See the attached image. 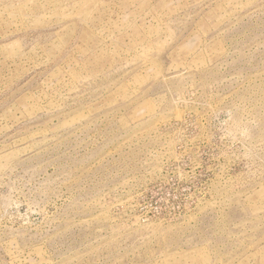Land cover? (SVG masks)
Returning <instances> with one entry per match:
<instances>
[{
  "label": "rangeland",
  "instance_id": "rangeland-1",
  "mask_svg": "<svg viewBox=\"0 0 264 264\" xmlns=\"http://www.w3.org/2000/svg\"><path fill=\"white\" fill-rule=\"evenodd\" d=\"M0 264H264V0H0Z\"/></svg>",
  "mask_w": 264,
  "mask_h": 264
}]
</instances>
